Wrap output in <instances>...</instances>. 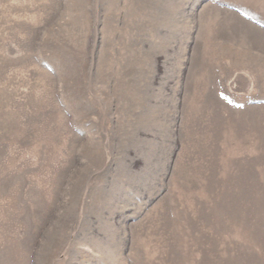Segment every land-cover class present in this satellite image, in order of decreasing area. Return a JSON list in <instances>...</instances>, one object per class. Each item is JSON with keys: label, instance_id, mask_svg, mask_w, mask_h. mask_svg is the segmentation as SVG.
<instances>
[{"label": "rangeland", "instance_id": "374dc122", "mask_svg": "<svg viewBox=\"0 0 264 264\" xmlns=\"http://www.w3.org/2000/svg\"><path fill=\"white\" fill-rule=\"evenodd\" d=\"M0 264H264V0H0Z\"/></svg>", "mask_w": 264, "mask_h": 264}]
</instances>
